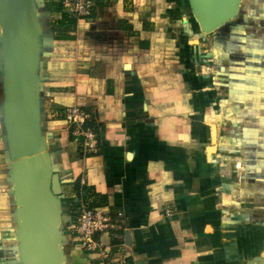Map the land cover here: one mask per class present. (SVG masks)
<instances>
[{"label":"crops","instance_id":"1","mask_svg":"<svg viewBox=\"0 0 264 264\" xmlns=\"http://www.w3.org/2000/svg\"><path fill=\"white\" fill-rule=\"evenodd\" d=\"M185 1L95 0L67 23L60 3L34 0L36 116L66 264H264V0L213 30ZM11 14L0 0V264H16L4 246L19 227L3 113ZM74 106L97 123L95 150L58 116ZM77 205L110 215L104 254L68 231Z\"/></svg>","mask_w":264,"mask_h":264},{"label":"water","instance_id":"2","mask_svg":"<svg viewBox=\"0 0 264 264\" xmlns=\"http://www.w3.org/2000/svg\"><path fill=\"white\" fill-rule=\"evenodd\" d=\"M240 2L233 0L225 20L216 25L214 21L208 29L213 30L235 17ZM9 3L12 14L5 22L3 39V113L14 159L16 217L19 227L24 228L28 236L27 242L20 243L27 249L28 259L23 264H66L62 254L65 224L58 197L61 183L58 173L51 171L46 153L47 140L40 133L36 116L40 90L36 77L40 33L38 12L34 0H9Z\"/></svg>","mask_w":264,"mask_h":264},{"label":"built area","instance_id":"3","mask_svg":"<svg viewBox=\"0 0 264 264\" xmlns=\"http://www.w3.org/2000/svg\"><path fill=\"white\" fill-rule=\"evenodd\" d=\"M67 14L75 18H85L91 14L95 0H60ZM58 116L66 119L73 128V134L84 137V143L90 150H95L97 137L93 128H84L85 120L89 113L77 106L62 110ZM111 217L101 209L82 207L77 218L69 225V232L75 238L77 244L85 251L91 253H105V249L98 239L103 233L109 232Z\"/></svg>","mask_w":264,"mask_h":264},{"label":"rangeland","instance_id":"4","mask_svg":"<svg viewBox=\"0 0 264 264\" xmlns=\"http://www.w3.org/2000/svg\"><path fill=\"white\" fill-rule=\"evenodd\" d=\"M60 3V0H55ZM185 11L196 18L195 26H198L199 21L204 27L222 22L227 17L233 0H186ZM62 5V4H61ZM69 227V226H68ZM69 231V228H67ZM67 232V231H66ZM9 242L5 244V254L8 257H14L12 261L16 264H23L27 259V249L22 246L21 241H28V236L24 228L16 226L13 231H10ZM65 234V232H64ZM9 259V258H8Z\"/></svg>","mask_w":264,"mask_h":264},{"label":"trees","instance_id":"5","mask_svg":"<svg viewBox=\"0 0 264 264\" xmlns=\"http://www.w3.org/2000/svg\"><path fill=\"white\" fill-rule=\"evenodd\" d=\"M70 15L67 14L65 15L64 17V21H67V23H74L76 22L75 19H67L69 18ZM86 111V110H85ZM88 127H91L93 128V130L95 131V133L97 134L98 133V126H97V123L95 121V119L93 117H89L85 120V124H84V128H88ZM73 128H74V125L71 126V130H70V137L71 138H74L75 136L73 135ZM78 140L80 142V150L81 152H84L83 148L86 147L85 146V143H84V137L80 136L78 137ZM83 154V153H82ZM86 188V187H84ZM76 190L79 191L80 190V185H79V182H76ZM83 195V194H82ZM90 208H93V207H90ZM72 213H73V219L72 220H75L78 216V212L81 210V205H77L76 208L72 209ZM68 223H65V226H67Z\"/></svg>","mask_w":264,"mask_h":264}]
</instances>
